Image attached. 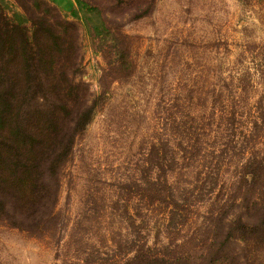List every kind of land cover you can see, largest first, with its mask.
I'll return each mask as SVG.
<instances>
[{
    "label": "rangeland",
    "instance_id": "obj_1",
    "mask_svg": "<svg viewBox=\"0 0 264 264\" xmlns=\"http://www.w3.org/2000/svg\"><path fill=\"white\" fill-rule=\"evenodd\" d=\"M95 1L110 34L94 37L78 24L75 80L98 99L61 169L59 216L41 234L0 220V264H105L143 233L149 245L166 243L160 215L149 211L145 227L142 200L127 192L157 174L148 160L153 146L175 149L197 129L201 150L220 154L219 182L232 185L242 159L236 147L220 153L229 134L224 116L236 112L237 130H246L264 109V0H154L138 18L134 8ZM202 168L193 161L168 171V180L190 186L206 178ZM208 207V199L192 207L179 239L199 229ZM128 214L138 222L135 236ZM256 263L264 264V250Z\"/></svg>",
    "mask_w": 264,
    "mask_h": 264
},
{
    "label": "trees",
    "instance_id": "obj_2",
    "mask_svg": "<svg viewBox=\"0 0 264 264\" xmlns=\"http://www.w3.org/2000/svg\"><path fill=\"white\" fill-rule=\"evenodd\" d=\"M105 1L113 9L134 8L138 18L154 0ZM73 2L65 12L48 0H0V220L39 234L56 224L61 169L97 105L86 84L75 80L80 68L78 24L94 37L110 34L95 0ZM224 118L229 134L220 153L237 148L242 160L236 181L219 182L215 168H220V154L213 148L201 150L197 129L192 140L178 142L175 149L164 143L153 146L148 160L157 174L146 175L137 189L127 186V192L142 200L145 227L149 211L160 215L169 240L149 245L145 233L140 242L132 237L126 254H115L105 264H257L264 250V139L259 140L264 138V109L246 130H237L236 112ZM193 161L202 162L204 180L198 177L182 187L168 180V171L181 173ZM207 199L204 222L179 239L192 207ZM128 216L135 236L138 222L134 214Z\"/></svg>",
    "mask_w": 264,
    "mask_h": 264
},
{
    "label": "crops",
    "instance_id": "obj_3",
    "mask_svg": "<svg viewBox=\"0 0 264 264\" xmlns=\"http://www.w3.org/2000/svg\"><path fill=\"white\" fill-rule=\"evenodd\" d=\"M57 4L63 11L68 12L74 5L73 0H51Z\"/></svg>",
    "mask_w": 264,
    "mask_h": 264
}]
</instances>
